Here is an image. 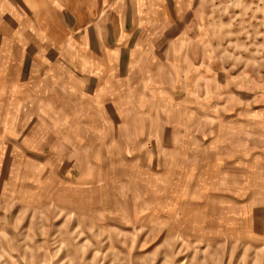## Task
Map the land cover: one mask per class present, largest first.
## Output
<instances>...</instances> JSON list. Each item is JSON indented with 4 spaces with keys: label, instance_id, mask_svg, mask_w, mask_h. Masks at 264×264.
I'll return each instance as SVG.
<instances>
[{
    "label": "rangeland",
    "instance_id": "obj_1",
    "mask_svg": "<svg viewBox=\"0 0 264 264\" xmlns=\"http://www.w3.org/2000/svg\"><path fill=\"white\" fill-rule=\"evenodd\" d=\"M102 1L180 31L110 110L0 125V264H264V0Z\"/></svg>",
    "mask_w": 264,
    "mask_h": 264
},
{
    "label": "crops",
    "instance_id": "obj_2",
    "mask_svg": "<svg viewBox=\"0 0 264 264\" xmlns=\"http://www.w3.org/2000/svg\"><path fill=\"white\" fill-rule=\"evenodd\" d=\"M103 3L0 0V125L55 126L59 110H110L123 88L163 69L157 58L180 20L156 36L138 14L105 16Z\"/></svg>",
    "mask_w": 264,
    "mask_h": 264
}]
</instances>
